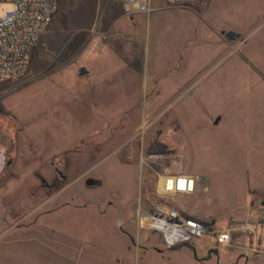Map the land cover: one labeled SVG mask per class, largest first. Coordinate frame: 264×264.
I'll return each instance as SVG.
<instances>
[{"label": "rangeland", "instance_id": "1", "mask_svg": "<svg viewBox=\"0 0 264 264\" xmlns=\"http://www.w3.org/2000/svg\"><path fill=\"white\" fill-rule=\"evenodd\" d=\"M84 2L59 0L26 74L0 84L1 145L20 163L16 174L72 178L75 194L83 180H103L100 195L116 197L133 189L139 168L156 191V173L143 163L148 155L171 153L164 163L173 169L183 156L184 172L203 177L201 191L174 199L155 193L154 202L219 228L256 223L259 232L239 237L231 250L207 235L174 249L160 241L164 253L145 263L223 264L242 246L255 247L245 255L260 261L264 0H179L124 30H115L124 14L115 6L97 7L92 23L81 21ZM223 32L240 37L230 41ZM121 66L138 70L141 85L112 84L109 70ZM82 67L92 73L80 76ZM96 78L101 89L86 84Z\"/></svg>", "mask_w": 264, "mask_h": 264}, {"label": "crops", "instance_id": "2", "mask_svg": "<svg viewBox=\"0 0 264 264\" xmlns=\"http://www.w3.org/2000/svg\"><path fill=\"white\" fill-rule=\"evenodd\" d=\"M150 4L151 13L129 15L120 0H85L78 16L81 21L92 23L97 17V7H119L124 14L115 30H124L133 19H148L153 12L173 5L167 0H150ZM131 30V34L135 33ZM85 69L88 71L85 75L92 73ZM109 72L116 74L112 84L124 83L125 89L143 82L139 71L127 66ZM93 82L97 88L103 87L98 78L86 84ZM19 164L11 163L8 156L7 166L0 172V264H146L145 260L153 258V253L160 256L164 253L160 250L161 235L141 230L138 225L139 210L149 208V194L154 195V202L157 193L148 189V177L142 175L139 167L136 166L137 181L128 194L102 197L97 190L104 187L103 180L98 183L92 178L94 185H87L89 179L83 180L85 189L75 194L72 178L17 175L15 169ZM239 248L242 253L232 255L223 264H264V254L260 261L250 255L246 257L247 251H256L255 247Z\"/></svg>", "mask_w": 264, "mask_h": 264}, {"label": "built area", "instance_id": "3", "mask_svg": "<svg viewBox=\"0 0 264 264\" xmlns=\"http://www.w3.org/2000/svg\"><path fill=\"white\" fill-rule=\"evenodd\" d=\"M129 15L151 13L150 0H120ZM175 4L179 0H167ZM59 0H0V84L23 77L29 69L34 49L52 24L58 10ZM9 8L2 13L1 7ZM0 172L7 166L8 156L1 145ZM171 153H152L143 163L156 173L157 195L174 199L177 195L196 196L201 191L200 176L184 172V157L177 169L164 163ZM149 194L150 207L140 209L138 225L141 230L161 235L165 245L173 249L191 244L205 235L211 244L231 248L239 237L258 234L256 223L230 222L227 228H219L215 221H204L194 216H185L177 208H166L153 202Z\"/></svg>", "mask_w": 264, "mask_h": 264}, {"label": "water", "instance_id": "4", "mask_svg": "<svg viewBox=\"0 0 264 264\" xmlns=\"http://www.w3.org/2000/svg\"><path fill=\"white\" fill-rule=\"evenodd\" d=\"M223 34L225 35V37H226L228 40H231V41H234V40H236L237 38L240 37L239 35H237V34L234 33V32H224ZM87 73H88V71H87L85 68H81V69H80V73H79L80 76H83V75H85V74H87ZM220 121H221V117L217 118L216 121H215V125L219 124ZM95 183H96V182H95V180H93V179H89V180L87 181V185H94ZM262 206L264 207V201L262 202Z\"/></svg>", "mask_w": 264, "mask_h": 264}, {"label": "bare ground", "instance_id": "5", "mask_svg": "<svg viewBox=\"0 0 264 264\" xmlns=\"http://www.w3.org/2000/svg\"><path fill=\"white\" fill-rule=\"evenodd\" d=\"M203 180H204L203 177L200 176V185L203 182Z\"/></svg>", "mask_w": 264, "mask_h": 264}, {"label": "flooded vegetation", "instance_id": "6", "mask_svg": "<svg viewBox=\"0 0 264 264\" xmlns=\"http://www.w3.org/2000/svg\"><path fill=\"white\" fill-rule=\"evenodd\" d=\"M217 264H220V259L217 260Z\"/></svg>", "mask_w": 264, "mask_h": 264}, {"label": "trees", "instance_id": "7", "mask_svg": "<svg viewBox=\"0 0 264 264\" xmlns=\"http://www.w3.org/2000/svg\"><path fill=\"white\" fill-rule=\"evenodd\" d=\"M183 215L188 216L185 212H182Z\"/></svg>", "mask_w": 264, "mask_h": 264}]
</instances>
